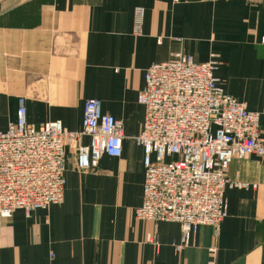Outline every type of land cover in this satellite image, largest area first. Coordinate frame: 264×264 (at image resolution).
<instances>
[{"label":"crops","instance_id":"obj_1","mask_svg":"<svg viewBox=\"0 0 264 264\" xmlns=\"http://www.w3.org/2000/svg\"><path fill=\"white\" fill-rule=\"evenodd\" d=\"M175 53L216 55L220 84L263 113L264 132V0H0V129L25 98L28 123L61 121L77 132L86 100L98 99L125 135L122 157L104 156L91 171L67 148L64 202L1 219V264H264V158L232 162L228 178L248 188H227L219 231L201 227L180 253L179 224L135 217L145 181L138 95L146 70ZM229 77L245 83L235 92Z\"/></svg>","mask_w":264,"mask_h":264},{"label":"built area","instance_id":"obj_2","mask_svg":"<svg viewBox=\"0 0 264 264\" xmlns=\"http://www.w3.org/2000/svg\"><path fill=\"white\" fill-rule=\"evenodd\" d=\"M143 15L142 8L135 9L137 34ZM220 65L216 55L197 62L175 53L146 70L138 95L145 120L135 142L144 148L145 181L135 217L179 224L177 253L201 227L219 231L228 217L227 188H248L228 178L232 162L264 158L263 113L225 91L217 77ZM124 138L122 121L103 113L98 99L86 100L81 130L70 132L61 121L28 123L25 98H20L15 122L0 129V227L1 219L18 210L30 216L64 202L68 147L85 172L96 169L104 156L121 158ZM147 242L157 244V239L148 235Z\"/></svg>","mask_w":264,"mask_h":264},{"label":"rangeland","instance_id":"obj_3","mask_svg":"<svg viewBox=\"0 0 264 264\" xmlns=\"http://www.w3.org/2000/svg\"><path fill=\"white\" fill-rule=\"evenodd\" d=\"M229 71H230V69H229ZM234 71L236 72V70H234ZM242 71L240 69V71L239 72H236V74L244 73ZM232 73H234L233 70H232ZM234 77H237V76H234ZM239 81L240 80L238 78H230L229 77V89L237 92V87H241L240 82L245 83L244 81H240V82Z\"/></svg>","mask_w":264,"mask_h":264}]
</instances>
